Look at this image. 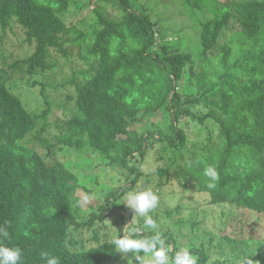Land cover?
I'll use <instances>...</instances> for the list:
<instances>
[{
    "label": "trees",
    "instance_id": "obj_1",
    "mask_svg": "<svg viewBox=\"0 0 264 264\" xmlns=\"http://www.w3.org/2000/svg\"><path fill=\"white\" fill-rule=\"evenodd\" d=\"M71 1L0 0V28L6 31L15 22L25 31L26 41L35 45L34 54L14 68L26 69L31 76L46 74L55 67L49 61L51 49L67 54L63 38L76 32L63 19ZM114 1L121 12L118 19L96 8L93 36L81 33L73 39L77 45L89 43L85 47L89 68L82 72V81H71L75 94L68 96L71 108L61 106L67 110L55 124L57 135L50 138L48 132L52 107L32 114L7 88V75L0 74V226L8 232L0 243L20 247L21 264H45L42 252L58 257L59 264L121 262L122 254L101 236L109 221L106 212L119 208L115 201L147 178L140 165L155 145L160 146L158 160L168 163L157 168L161 181L182 169L209 194L212 205L264 214V0L228 1L214 8V18L202 26L200 55L161 43L157 24L149 16L135 11L131 0ZM185 2L200 9L204 0ZM233 12L239 30L229 42H220ZM186 71L200 95L182 97L180 82ZM204 98L209 110L194 113ZM161 115L168 118L167 130L143 134L131 130L133 124ZM190 119L207 129L209 122L218 126L216 137L210 133L200 150L189 147L190 135L183 124ZM120 136L127 140L120 141ZM84 148L107 166L120 168L125 177V184L116 185L105 202L87 208L93 211L88 219L83 218L87 209L78 193L96 195V190L81 185L58 157L66 149L82 153ZM208 165L220 176L213 189L203 175ZM117 221L121 229L127 224L123 216ZM199 226L193 223L183 242L198 264H221L210 262L204 252L211 236L198 234ZM121 229L118 236L123 235ZM86 233L91 237L82 238ZM151 234L145 229L141 235ZM165 236L174 247L171 257L183 243L172 233ZM221 241L220 246L233 244L244 258L242 264L247 260L264 264V250H259L263 243L238 242L229 236Z\"/></svg>",
    "mask_w": 264,
    "mask_h": 264
},
{
    "label": "rangeland",
    "instance_id": "obj_2",
    "mask_svg": "<svg viewBox=\"0 0 264 264\" xmlns=\"http://www.w3.org/2000/svg\"><path fill=\"white\" fill-rule=\"evenodd\" d=\"M247 2L250 0H204L201 8L197 9L188 5L185 0H131L133 9L141 14L147 15L157 24L159 30V40L161 43L170 45L172 48H179L184 53L202 54V45L199 43L202 26L214 18L213 9L219 5H225L226 2ZM116 1L111 4L106 0H72L68 11L63 15L67 26H75L73 30L64 37L67 39L64 48L67 54H62L55 49L50 50V63L55 67L46 74H26V69L20 67L14 68V64L31 57L35 52V45L26 41L25 31L15 22L12 23L6 31L0 28V74L7 75L6 83L9 91L17 96L23 106L32 114L39 115L50 105L52 113L49 116V122L53 125L49 128V137L59 133L55 124L64 119L66 110L71 108L68 96L75 94V87L71 81L76 78L82 81V72L89 68L87 60L89 56L85 54V47L89 44H76L73 42L75 37H82L81 33L87 36H93L97 27L98 19L95 14L96 8H101L106 15L113 18H119L121 12ZM113 8V9H112ZM230 20L227 28L222 32L220 42H229L235 37L239 30L236 22V14ZM237 37V36H236ZM84 42V41H83ZM189 72L186 71L183 80L180 82V93L183 98L191 95H200L201 91L193 85V79H189ZM45 97L47 100H45ZM61 106L67 109H62ZM194 113L201 114L209 110L204 98L200 106L196 107ZM185 123L190 124L188 127ZM183 126L190 135V149L194 146L201 149L208 142L210 133L214 138L218 133V126L214 123H208L207 127L195 124L194 120H185ZM168 127L167 116L145 118L141 122L132 125L131 130L136 133L165 131ZM189 128V129H188ZM120 141H126V136H120ZM39 152L40 149L38 150ZM160 146L155 145L150 149L149 155L140 165V170L144 173V179L138 182L133 190L140 188H151L160 198L156 209L150 215L157 222L159 230L165 237V241L170 233L174 234L183 245L181 248H187V241L183 239L188 232L192 231V224L199 223L200 231L210 234L207 239L205 253L208 254L210 262H221V264H242L244 258L239 255L237 249H233V244L223 243V236H229L239 241H250L263 243L259 247L260 251L264 250V214H256L248 210L234 208L231 205L214 206L210 203L209 194L203 192L197 183L191 179L182 169L173 171L171 179L162 181L157 174V168L165 167L168 163L166 160L159 161ZM62 162L74 171L79 178L81 185L88 189L96 190V195L79 192L82 198L84 209L97 206L106 201V195L113 190L118 184H125V177L116 166H107V161L92 153L90 149L84 148L82 153L72 149H66L63 153L58 154ZM97 178V181H96ZM148 178H150L148 180ZM119 180L118 182H115ZM85 197L87 200L85 201ZM119 208L114 211L108 210V224L101 230V236L104 241L109 243L113 238L118 237L117 230L121 229V224L115 222L125 217L127 224H130L134 213L123 204V199L115 201ZM97 209V207H95ZM115 209V208H114ZM83 212V210H82ZM83 218L88 219L93 213L92 209L83 212ZM111 218V219H110ZM120 223V222H118ZM137 225H143V219L139 216L136 218ZM125 225V226H126ZM124 226V227H125ZM123 227V228H124ZM145 230V229H144ZM152 231L151 229H146ZM108 235L105 238V235ZM204 236V234H202ZM91 237L86 233L82 238ZM203 238V237H202ZM167 242V241H166ZM202 244H199L201 246ZM239 247V246H238ZM174 247L169 248V252ZM145 264H149L150 255L138 253ZM131 257L132 254L129 253ZM123 257V256H122ZM137 260L124 258L117 264H134ZM169 264H171V257Z\"/></svg>",
    "mask_w": 264,
    "mask_h": 264
},
{
    "label": "clouds",
    "instance_id": "obj_3",
    "mask_svg": "<svg viewBox=\"0 0 264 264\" xmlns=\"http://www.w3.org/2000/svg\"><path fill=\"white\" fill-rule=\"evenodd\" d=\"M203 175L207 177V187L213 189L219 182L220 176L216 167L208 165L203 170ZM85 201L87 197L84 198ZM160 198L151 188H137L125 192L123 204L134 213L130 224L126 225L121 232L123 235L113 238L111 244L114 245L116 252L121 253L126 259L135 258L139 264H145L143 258L138 253L150 255L149 264H169V248L157 222L150 213L157 208ZM137 216L143 219L142 226H136ZM144 229H151L150 236H142ZM8 232L3 226H0V238L7 237ZM129 253L132 256H129ZM41 258L45 264H59V258L42 252ZM23 258L22 249L18 246H5L0 243V264H21ZM252 260H247L245 264H253ZM171 264H198L196 256L188 248H181L171 256Z\"/></svg>",
    "mask_w": 264,
    "mask_h": 264
}]
</instances>
